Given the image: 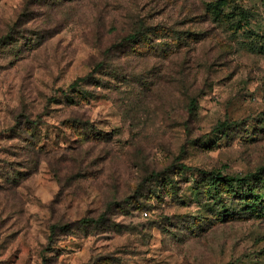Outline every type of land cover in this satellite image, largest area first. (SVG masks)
I'll use <instances>...</instances> for the list:
<instances>
[{
    "label": "rangeland",
    "instance_id": "374dc122",
    "mask_svg": "<svg viewBox=\"0 0 264 264\" xmlns=\"http://www.w3.org/2000/svg\"><path fill=\"white\" fill-rule=\"evenodd\" d=\"M262 185L264 0H0V264H264Z\"/></svg>",
    "mask_w": 264,
    "mask_h": 264
},
{
    "label": "trees",
    "instance_id": "16d2710c",
    "mask_svg": "<svg viewBox=\"0 0 264 264\" xmlns=\"http://www.w3.org/2000/svg\"><path fill=\"white\" fill-rule=\"evenodd\" d=\"M140 34H141V32L138 30V31H136V32H134V33H132V34H130L129 36H127L126 40H127V41H134V40H136V39L138 38V36H139ZM90 75H91V74H90ZM90 75L87 76L86 79L90 78V77H91ZM84 80H85V78H82V79H80V80H76L75 82H73V84H72L71 87L76 86L80 81L83 82ZM190 106H191V108H192L193 106H195V101L190 100ZM216 128H217V130L222 131V133H226V131L229 130V124H228V122L225 120V121H223V122L218 123V125H217ZM251 177H255V178L250 179ZM249 180H250V181L253 180L255 184H258V183L262 182V177L259 176L258 174H254V175H252V176H251V175H246V176L241 177V178H240V177H233V176H224V177H222V179H221V183H220V184H222V186H226L227 189H230V190L233 191L235 185L238 186V187H241L243 184L249 185V184H248V183H249ZM217 183H218V182H217V180H216L215 177H210V178H209V185H210V187L213 189V191H215V192L218 191ZM262 186H263V185H262ZM140 187H141V186L138 187V190L140 189ZM263 187H264V186H263ZM263 187H262V188H263ZM251 190H252L251 187H249V191H251ZM251 193H252V192H251ZM252 197H255V195H252ZM112 206H113V204H110V205H108V206L106 207L105 212H104V213L98 218L97 222H102L104 216H105L107 213H109V212L112 211ZM82 225L85 226V225H87V224H86V222H82V221H81V226H82ZM52 233H53V231H52Z\"/></svg>",
    "mask_w": 264,
    "mask_h": 264
}]
</instances>
